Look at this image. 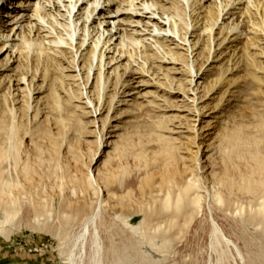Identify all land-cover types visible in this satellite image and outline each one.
<instances>
[{"label": "rangeland", "instance_id": "1", "mask_svg": "<svg viewBox=\"0 0 264 264\" xmlns=\"http://www.w3.org/2000/svg\"><path fill=\"white\" fill-rule=\"evenodd\" d=\"M175 2L170 0V4L164 5V18L173 16L182 26H189L201 42L210 35L219 40L226 35V30L220 28L223 25L221 21L216 26L215 21H211L209 10L216 7L212 0L202 2L204 7L197 12L200 16L193 13L186 3ZM257 7L258 3L254 1L252 13H255V24L260 23L264 15V11ZM158 14L161 17L162 13ZM3 16L0 13V19ZM197 23L200 24L193 29L192 25ZM161 28L165 30L166 27H155L154 30L165 34L168 31L173 35L170 29L165 32ZM248 29L247 35L237 38L238 49L234 57L223 54L220 59L224 61L213 64L211 67L215 69L202 78L201 83L206 90L195 99H201V106L206 107V116L198 124L199 111L194 106L198 101L189 92L192 87L187 69L192 65L197 70L202 68L203 72L209 69V63H206L208 48L199 52L198 64L193 63L197 57L190 58V66L177 65V72L169 71L170 65L161 64L163 68H159L160 64H154L157 74L154 81H149L152 76L148 74L149 77L133 75L144 86L134 88V95L124 98L132 101L125 104L116 103V99L111 105L118 78L121 79L124 70L113 73L110 79L112 86L99 114L94 108H84L83 103L91 101L88 93L92 80L86 88L85 74L81 75L79 69L76 72L75 68L69 67L71 54L61 55V61L41 52L39 43H36L30 52L29 64L23 59L21 63L24 64L16 63L10 67L13 72L3 68L5 64H0V128L13 124L20 128L16 143L19 159H0L7 178L12 182L11 189L6 190L10 196L3 195L0 187V202L17 200L23 206L16 220H37L40 214L41 217L49 214L50 220H62L59 211L65 210L71 217L80 219L90 213L100 197L99 189L94 191L90 187L89 174L93 173L99 187L104 190L101 220L128 217L136 224L143 218L142 210L158 207L164 199L168 191L166 179L191 167L200 144H211L202 160V169L194 177L197 179L196 188L200 190L194 194L201 196L204 206L199 220L205 225L197 235H194L195 231L188 232L176 261L181 264L182 258L194 255L205 244L207 220H216L228 235L243 244L238 238L240 229L235 220H258L253 218V211L259 209L261 202L259 185L253 183V192L239 188L222 189L229 200L225 208L218 206L209 193L213 194L216 186L214 174L221 175L225 169L227 176L238 185L244 178L264 180V33ZM151 43L154 44V40L147 42L148 45ZM170 47L175 48V45ZM128 50L132 51L135 59L153 55L152 52L144 54V48L135 51L129 47ZM179 52L184 53L182 50ZM129 54L127 56L130 57ZM4 57H0V63ZM22 72L29 74L34 88L39 91L35 95L33 110L28 109L23 95L18 104L14 103L7 90L12 75ZM215 86L219 89L211 99V93L205 97L207 91ZM162 88L173 90V94ZM120 92L119 98H123V90ZM195 129L202 131V139L196 138ZM3 134L0 133V149L8 148ZM26 161L32 169L29 174L22 170ZM37 211L41 213L38 215ZM2 212L0 208V220H4ZM44 243H53V247H57V241L50 235L26 227L14 229L9 239L0 235V264H24V259L33 258H37L36 262L50 260L51 264H61L57 252L51 254Z\"/></svg>", "mask_w": 264, "mask_h": 264}, {"label": "bare ground", "instance_id": "2", "mask_svg": "<svg viewBox=\"0 0 264 264\" xmlns=\"http://www.w3.org/2000/svg\"><path fill=\"white\" fill-rule=\"evenodd\" d=\"M13 1L0 0V13L4 14L0 19V57L5 56L0 64H5L3 68L6 67L10 72H13L10 68L13 64H24L23 59L29 64L30 52L36 47V43H39L37 45L41 52L49 53L61 61L63 60L61 55L71 54L69 67L75 68L76 72L79 69L81 75L85 74L86 88L92 80V87L88 93L91 101H86L83 105L86 109L94 108L96 114L105 106L103 101L112 86L111 76L113 73L117 74L119 70H124V73L121 79L118 78L116 95L112 98L111 105L116 99V103L120 104L131 102L132 100L124 98L134 95L132 94L134 88L144 86L139 84L136 81L137 77L133 75L141 74L142 77L149 75L152 76L149 81H154L157 79L154 64H160L159 68H163L161 64L170 65L169 71L177 72V65L181 64L184 68L190 66V58L197 57L193 63L198 64L199 52H202L203 48H208L206 63H209L210 68L203 72L202 68L197 70L192 65L187 69L192 87L189 92L193 93L195 99L206 90L201 83L204 75L215 69L214 66L211 67L213 64L222 62L223 59L220 58L223 54L234 57L238 49L236 40L239 36L248 34V27L264 33V15L260 23L255 24L253 22L255 13H252L254 1L264 11V0H212L216 7H209L211 21H215V26L221 21L223 25L220 28L227 33L221 40L210 35L202 42L200 38L194 36L189 26H182L173 16V21L172 18H164L166 14L164 5L170 0H17L15 3ZM175 1L186 3L193 13H197L204 7L201 5L203 1L211 0ZM158 12L162 13L161 17L158 16L160 15ZM6 18L9 19L6 21ZM198 24L200 23L192 25V28ZM160 26L166 27L165 30L161 28V31L166 32L170 29L173 35H169L168 31L166 34L157 33L154 28ZM234 36L236 37L233 38ZM149 38L154 40V44H147L149 40L151 41ZM171 44H174L175 48H171ZM129 47L135 51L144 48V54L152 52L153 55H146L145 58L139 56V59H135L132 51L128 50ZM178 50L184 53H178ZM114 66L116 67L113 68ZM131 84L135 86L132 87ZM218 89L217 86L211 87L205 97L211 93L209 97L211 99ZM7 90L14 103L18 104L19 98L23 95L28 109H35L33 102L39 91L34 88V81L30 79L29 74L23 72L13 74ZM120 90H123L121 95L123 98H119ZM163 90L173 94V90ZM195 100L198 101L194 103L199 111L196 123L198 124L202 123L206 116V107L201 106L203 103L200 98ZM200 129H195L197 139H202L203 133ZM19 130L15 124L8 128L7 126L0 128V133L4 132L3 135L8 142V148L0 149L2 161L7 157L19 159L18 145L16 146ZM210 145L200 144L191 167L179 170L175 176L166 179L168 191L164 199L158 207L142 210L143 218L136 224L128 217H120L121 220H101L104 190L99 187L94 174L90 173V187L94 191L99 189L100 197L89 214L77 219L71 217L65 210L59 211L62 220H50L49 214L41 217V212L37 211V214H40L37 220H16L20 217L23 206L21 207L17 200L3 201L0 202V208L4 212H2L4 220H0V235L9 239L14 229L20 230L22 227L44 232L57 241L56 248L53 247V243L44 244L50 249L51 254L57 252L61 264H179V261H176L180 252L178 250L185 244L188 232L192 230L195 231L194 235H197L205 225L204 221L199 220L204 206L201 204V196L194 194L200 192L196 188L197 179L194 180V177L202 169L200 168L204 162L202 160L208 153ZM103 147L105 148V145ZM22 170L24 174H29L32 171L30 163L26 161ZM7 175L2 162L0 187L3 195H8L6 190L12 187ZM214 178L216 186L213 187V194L209 193V197L223 208L228 205L229 200L222 189L230 191L239 188L253 192V183L259 185L261 202L258 205L259 209L253 211V218L258 220H235L240 229L238 238L243 244H239V240H234L228 235L216 220H207V241L194 255L182 258L181 264H264V180L260 178L259 181H252L244 178L238 185L232 177L227 176V169L221 175L214 174ZM181 218L186 220H180ZM36 259H24V264H51L50 260L43 263L36 262Z\"/></svg>", "mask_w": 264, "mask_h": 264}]
</instances>
